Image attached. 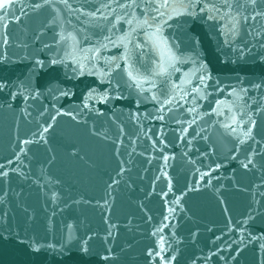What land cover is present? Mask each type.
Masks as SVG:
<instances>
[{
  "label": "water",
  "instance_id": "obj_1",
  "mask_svg": "<svg viewBox=\"0 0 264 264\" xmlns=\"http://www.w3.org/2000/svg\"><path fill=\"white\" fill-rule=\"evenodd\" d=\"M0 264H264V0H0Z\"/></svg>",
  "mask_w": 264,
  "mask_h": 264
},
{
  "label": "snow or ice",
  "instance_id": "obj_2",
  "mask_svg": "<svg viewBox=\"0 0 264 264\" xmlns=\"http://www.w3.org/2000/svg\"><path fill=\"white\" fill-rule=\"evenodd\" d=\"M7 6H8L7 3L0 4V8H6Z\"/></svg>",
  "mask_w": 264,
  "mask_h": 264
}]
</instances>
